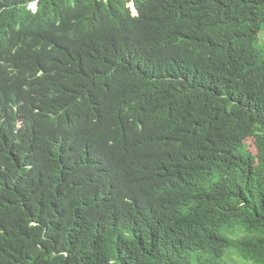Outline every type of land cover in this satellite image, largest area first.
<instances>
[{
	"label": "trees",
	"instance_id": "16d2710c",
	"mask_svg": "<svg viewBox=\"0 0 264 264\" xmlns=\"http://www.w3.org/2000/svg\"><path fill=\"white\" fill-rule=\"evenodd\" d=\"M39 1L16 57L68 62L103 148L0 135V264H264V0H135L80 29Z\"/></svg>",
	"mask_w": 264,
	"mask_h": 264
},
{
	"label": "clouds",
	"instance_id": "9594fccd",
	"mask_svg": "<svg viewBox=\"0 0 264 264\" xmlns=\"http://www.w3.org/2000/svg\"><path fill=\"white\" fill-rule=\"evenodd\" d=\"M67 1L70 2L64 6L76 12L74 25L77 29L97 24L106 12L127 9L132 16L139 15L135 0H116L119 2L113 5L110 0ZM21 3L18 0L10 3L0 0V135L9 133L13 137L24 125L42 123L44 127H49L43 148H74L89 142L90 138L103 148L98 143V130L94 122L83 117L80 107L83 89L71 94L68 62H63L62 56L53 47L26 58L24 62L17 59V47L12 46L13 38L10 34L19 31L23 25L17 24L16 20L19 16L31 13L37 15L40 8L39 0L26 1L24 5ZM13 7H16V13ZM23 8L27 12H22ZM18 9L20 14L17 13ZM12 18L16 20H10ZM26 60L31 64H26ZM58 125L75 130L77 134L73 138L78 135L77 139L74 141L58 137ZM73 219L84 223L81 211H74Z\"/></svg>",
	"mask_w": 264,
	"mask_h": 264
},
{
	"label": "rangeland",
	"instance_id": "374dc122",
	"mask_svg": "<svg viewBox=\"0 0 264 264\" xmlns=\"http://www.w3.org/2000/svg\"><path fill=\"white\" fill-rule=\"evenodd\" d=\"M249 149H250L251 151L255 152V149H254L253 145H252L251 147H249Z\"/></svg>",
	"mask_w": 264,
	"mask_h": 264
}]
</instances>
